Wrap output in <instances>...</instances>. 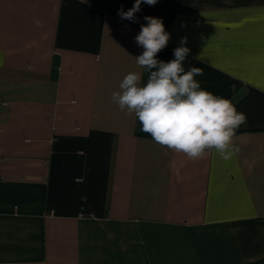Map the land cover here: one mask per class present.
<instances>
[{"label":"crops","instance_id":"obj_1","mask_svg":"<svg viewBox=\"0 0 264 264\" xmlns=\"http://www.w3.org/2000/svg\"><path fill=\"white\" fill-rule=\"evenodd\" d=\"M0 0V264H264V0ZM145 16L246 122L232 155L161 146L112 93ZM235 149H239L235 151Z\"/></svg>","mask_w":264,"mask_h":264},{"label":"clouds","instance_id":"obj_2","mask_svg":"<svg viewBox=\"0 0 264 264\" xmlns=\"http://www.w3.org/2000/svg\"><path fill=\"white\" fill-rule=\"evenodd\" d=\"M141 3L154 6L157 0H135L132 8L118 10L121 20L136 22L135 14ZM135 42L144 50L135 58L137 65L148 73L146 84L141 74L128 73L112 93V100L120 110L134 113L141 131L151 135L161 146L189 159H199L209 150L227 160L232 155V140L236 130L246 122V115L237 111L229 99L203 90L195 79L203 70L192 66L187 71L184 61L190 49L186 39L174 49V59L164 62L157 54L167 47L170 33L161 18L145 16ZM239 149H235L238 151Z\"/></svg>","mask_w":264,"mask_h":264},{"label":"built area","instance_id":"obj_3","mask_svg":"<svg viewBox=\"0 0 264 264\" xmlns=\"http://www.w3.org/2000/svg\"><path fill=\"white\" fill-rule=\"evenodd\" d=\"M167 32V31H166Z\"/></svg>","mask_w":264,"mask_h":264}]
</instances>
